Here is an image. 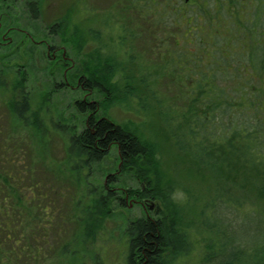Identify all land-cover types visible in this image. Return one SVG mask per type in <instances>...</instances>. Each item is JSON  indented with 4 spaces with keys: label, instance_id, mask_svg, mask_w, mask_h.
Wrapping results in <instances>:
<instances>
[{
    "label": "trees",
    "instance_id": "obj_1",
    "mask_svg": "<svg viewBox=\"0 0 264 264\" xmlns=\"http://www.w3.org/2000/svg\"><path fill=\"white\" fill-rule=\"evenodd\" d=\"M209 1L206 6L205 0L194 4L188 0H132L127 6L137 11L134 29L121 25L118 32L109 29L107 39L101 30H92L91 40L77 43L82 48L94 42V48L84 54L83 72L77 81L87 93L101 97L99 101H75L79 112L86 115L80 131L58 126L49 114L40 118L31 111L23 79L16 83L21 87L20 100L9 103L13 114L35 127L37 144L44 142L42 138L64 139L66 158L57 163L46 144L25 158L15 143L0 145V264H107L93 244L105 227L111 191L104 195L92 190L94 198L83 207L71 195L62 206L60 188L66 182L60 174L67 165L76 188L77 178H88L92 165L114 146L121 169L133 172L146 185L144 191L129 189V195L139 194L157 204V215L135 218L124 230L123 264H174L189 242L185 206L174 196L177 182H162L160 144L152 132L144 130L152 109L175 147L212 177V198L197 215L206 218L205 231L213 235L223 224L222 233L234 235L231 242L240 243L238 250L243 251V235L235 233L238 227L245 230L244 223L253 224L247 233L254 234V253L246 257L235 254L228 260L223 257L216 264H264V0ZM39 9L29 7L34 17ZM200 16H207V21H200ZM154 21L160 25L159 41L151 36ZM70 24L65 20L53 32L65 36L80 33L75 23L73 30ZM192 26L201 29L189 31ZM143 34L150 36L146 48L157 61L155 68H161L156 78L167 76L176 85L170 102L159 97L147 75L138 79L128 69L141 68V61L125 56L124 44L129 41L131 47ZM3 83L0 76V85ZM21 101L23 108L19 109ZM112 108L130 112L133 118L117 121L110 114ZM186 208L191 214L188 205ZM227 209L242 211L246 220L231 227L222 219ZM218 257L222 256L211 255L204 261L210 264Z\"/></svg>",
    "mask_w": 264,
    "mask_h": 264
},
{
    "label": "rangeland",
    "instance_id": "obj_2",
    "mask_svg": "<svg viewBox=\"0 0 264 264\" xmlns=\"http://www.w3.org/2000/svg\"><path fill=\"white\" fill-rule=\"evenodd\" d=\"M131 1L82 0L79 8V5H75V0H41L39 15L34 17L29 10L28 0H0V69L2 70L0 76L4 77L5 82L0 85V145L7 141L10 144L15 143V147L21 148L20 154L25 158V155L28 156L32 152L35 153L36 150H41L46 144L48 151L51 152L49 153H53L52 156L56 162L65 160L64 139L54 137L44 140L42 138L44 142L37 144L39 139L35 127L32 124L22 123L13 114L9 103L11 100H20L21 87H16V83L23 79V89L28 94L31 111L38 113L40 118H45L49 114L58 126H63L66 130L68 127L69 130L73 128L76 131L82 130L86 125V115L79 112L75 101L83 98L99 101L101 97L95 92L87 93L77 81L83 72L84 54L94 48V42L86 43L82 48H77V43L82 40H91L92 30H101L107 39L109 29H117L118 32L120 25L130 30L134 29L138 17L134 16L137 12L136 9L129 7ZM136 1L141 2L142 0ZM74 17L75 25L80 33L75 35L66 33V36L49 34V26L62 19L71 22L70 27L73 30ZM142 24H144L143 21ZM159 27L160 25L154 21V32L151 34L153 40L159 41L162 35ZM200 29V26H192L189 31ZM148 39L150 36L146 35L145 37L143 34V38L139 36L137 40L131 42V47L129 41L124 44L122 51L125 56H133L141 61V68L128 69L135 71L133 74L138 79L147 75L159 97L163 101L170 102L175 96L176 85L167 76L156 78L160 74L161 68H155L157 61L154 60L155 58L153 59L152 52L146 48ZM46 44L59 46V53L64 50L67 61L69 60L66 66L69 64L70 67L62 65L56 67L51 54L48 53ZM147 66L150 68H146ZM138 79L135 81L138 82ZM18 107L19 109L23 108L22 101ZM110 114L117 121L125 120L128 117L133 118V114L123 112L119 108H112ZM26 115L31 117L28 112ZM144 127L146 133L152 132L160 144V161L165 175L162 182L164 184L169 183L168 181L177 182L174 196L181 202V205L183 204V207L185 206L183 210L184 229L189 242L185 251L175 260L174 264H209L204 261V257L218 254L222 257L215 258L210 264L219 263L225 258V260L231 259L235 254L239 257L242 255L251 256L255 251L256 243L253 232L249 235L247 230L253 229L251 227L253 224L244 223L245 230L238 227L235 233L243 235L245 243L243 251L238 250L240 243L233 244L231 242L234 235L222 233V230L225 229L223 224H220L218 233L208 234L205 231L206 218L203 219L197 215L198 210L204 209L205 202L212 198L210 195L212 177L208 172L197 168L189 156L181 153L175 147L171 136L160 124L156 110L152 109L150 115H147ZM53 130L51 129V131ZM11 161L14 163L16 159L12 156ZM70 175L73 173L67 165H63L60 176L66 183L60 188L62 196H59V204L62 206L70 200L71 195H74L79 200L80 206L83 207L94 198L92 190L98 189L104 195L111 191L108 203L109 215L104 229L93 245L105 255L107 264H123V254L126 250L124 230L128 223L135 218L157 215L155 212L156 201L151 198L143 199L139 194L129 195V189L144 191L146 185L133 172L121 169L118 149L115 146L100 162L92 165L88 178L84 175L77 178L79 183L76 188L72 182L74 178L72 176L70 178ZM198 198L200 199L197 200ZM186 205L192 211L191 214L186 210ZM225 212L224 216L226 217L222 219L230 222L231 227L246 220L242 211L227 209ZM220 216H223V213H220ZM216 217L218 216L216 215ZM207 220L213 221L209 217ZM209 241L211 242L210 247L208 246ZM86 261L90 263L91 258L87 257Z\"/></svg>",
    "mask_w": 264,
    "mask_h": 264
},
{
    "label": "flooded vegetation",
    "instance_id": "obj_3",
    "mask_svg": "<svg viewBox=\"0 0 264 264\" xmlns=\"http://www.w3.org/2000/svg\"><path fill=\"white\" fill-rule=\"evenodd\" d=\"M188 1H189V3H192V4H194L196 2L195 0H188ZM213 1H215V0H213ZM40 3H41V0H28V6L29 7L35 5V6H38L40 8V6H39ZM205 3H206L205 5L207 6V5H209L210 1L205 0ZM81 4H82V0H75V5H79V8L81 7L80 6ZM193 8H195V7H193ZM207 19H208L207 16H200V21H202L203 23L205 21H207ZM73 20H74L73 22L76 23L75 17ZM63 21L65 22V19H62L60 21H56L51 26H49V28H48L49 34L53 35V36L59 35V33L53 32V28L55 27V25L60 24ZM23 34H26V33H23ZM46 47L48 49V53L51 54V58L53 59L54 64H56L55 65L56 67H57V65H62V66L67 67V68L70 67L69 64H68V66H66L67 63H69V60L67 61V57H66L64 50H62L59 53V50H60L59 46H56L55 44H49V45L46 44Z\"/></svg>",
    "mask_w": 264,
    "mask_h": 264
}]
</instances>
